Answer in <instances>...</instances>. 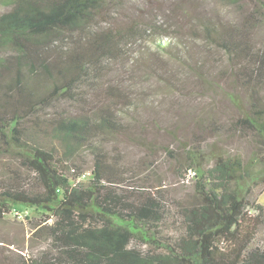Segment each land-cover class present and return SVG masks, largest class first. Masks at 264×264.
Listing matches in <instances>:
<instances>
[{
    "label": "trees",
    "instance_id": "obj_1",
    "mask_svg": "<svg viewBox=\"0 0 264 264\" xmlns=\"http://www.w3.org/2000/svg\"><path fill=\"white\" fill-rule=\"evenodd\" d=\"M114 1L0 0V151L22 170L0 178V215L15 205L40 210L32 238L44 244L7 264H264V246L254 242L264 205L248 200L264 189V102L238 105L228 124L253 143L249 158L215 149L204 168L205 152L192 150L181 177L192 168L195 191L175 200L135 180L103 144V134L127 129L111 106L59 108L101 92L133 115L145 101L125 93L117 65L136 62L155 75L165 56L199 74L197 40L222 52L240 87L263 85L264 50L243 29L203 17L183 30L120 27L108 16Z\"/></svg>",
    "mask_w": 264,
    "mask_h": 264
},
{
    "label": "rangeland",
    "instance_id": "obj_2",
    "mask_svg": "<svg viewBox=\"0 0 264 264\" xmlns=\"http://www.w3.org/2000/svg\"><path fill=\"white\" fill-rule=\"evenodd\" d=\"M114 3L108 8V16L120 27L157 23L180 26L183 30L195 24L193 19L203 17L218 25L243 29L255 47L264 50V10L256 0H115ZM6 9L0 5V13ZM194 47L203 53L199 74L165 56L160 73L155 75L148 74L136 62L121 61L117 65L122 78L119 85L125 88V93L130 99L145 101L133 115L122 110L125 102L101 92L86 97L88 103L59 104V108L72 113L111 106L127 122V129L123 133L103 134V144L125 160L135 180L158 188L172 200L189 198L195 191L197 178L185 181L181 177L192 150L205 152L204 168L212 165L215 149L227 155L236 154L243 160L249 158L256 150L253 143L230 131L228 124L240 114L238 105L247 106L252 98L264 102V84L240 87L220 50L205 47L199 40ZM18 167L16 157L0 151V178L10 175L12 170L22 172ZM248 200L264 205V189L255 187ZM42 218L40 210L24 205H15L10 212L0 215V264L9 263L22 251L36 254L44 247L43 242L32 238L33 225ZM254 242L264 246V225Z\"/></svg>",
    "mask_w": 264,
    "mask_h": 264
},
{
    "label": "built area",
    "instance_id": "obj_3",
    "mask_svg": "<svg viewBox=\"0 0 264 264\" xmlns=\"http://www.w3.org/2000/svg\"><path fill=\"white\" fill-rule=\"evenodd\" d=\"M185 178H183L185 181L194 178L195 176V171L192 168H189L186 173L184 174ZM17 213V211H15Z\"/></svg>",
    "mask_w": 264,
    "mask_h": 264
}]
</instances>
